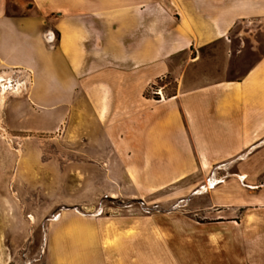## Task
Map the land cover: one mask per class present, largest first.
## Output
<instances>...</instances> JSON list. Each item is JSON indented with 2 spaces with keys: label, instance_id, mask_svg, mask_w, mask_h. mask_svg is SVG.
I'll use <instances>...</instances> for the list:
<instances>
[{
  "label": "rangeland",
  "instance_id": "obj_1",
  "mask_svg": "<svg viewBox=\"0 0 264 264\" xmlns=\"http://www.w3.org/2000/svg\"><path fill=\"white\" fill-rule=\"evenodd\" d=\"M82 1L95 11L83 89L106 92L109 113L84 142L71 129L61 144L22 145L0 93V264H264V139L207 161L184 112L189 94L217 96L264 60V16L182 50L171 0Z\"/></svg>",
  "mask_w": 264,
  "mask_h": 264
},
{
  "label": "crops",
  "instance_id": "obj_2",
  "mask_svg": "<svg viewBox=\"0 0 264 264\" xmlns=\"http://www.w3.org/2000/svg\"><path fill=\"white\" fill-rule=\"evenodd\" d=\"M66 1L57 8L48 0H0V80L13 75L19 81L17 96L3 107L2 122L6 135L22 145L28 140L61 144L71 129L81 130L84 142L82 136L89 138L109 113L106 92L83 89L90 35L84 19L95 11L82 0ZM171 1L180 23L173 29L174 44H182V50L222 39L240 21L264 16V0H205L212 6L203 15L196 13V0ZM129 18L130 11L123 19ZM183 21L187 29L181 36ZM164 49L157 54L163 56ZM187 98L189 140L207 161L233 157L264 139V60L217 96L196 91Z\"/></svg>",
  "mask_w": 264,
  "mask_h": 264
},
{
  "label": "built area",
  "instance_id": "obj_3",
  "mask_svg": "<svg viewBox=\"0 0 264 264\" xmlns=\"http://www.w3.org/2000/svg\"><path fill=\"white\" fill-rule=\"evenodd\" d=\"M13 75H11L10 78L0 80V93L3 95H9V96H17V86L19 84V81H17V78H12ZM23 82V81H22Z\"/></svg>",
  "mask_w": 264,
  "mask_h": 264
},
{
  "label": "bare ground",
  "instance_id": "obj_4",
  "mask_svg": "<svg viewBox=\"0 0 264 264\" xmlns=\"http://www.w3.org/2000/svg\"><path fill=\"white\" fill-rule=\"evenodd\" d=\"M161 95H162V94H161ZM162 99H163V97H162ZM211 182H212V181H211ZM211 182H209V184H208L209 186H212V183H211Z\"/></svg>",
  "mask_w": 264,
  "mask_h": 264
},
{
  "label": "water",
  "instance_id": "obj_5",
  "mask_svg": "<svg viewBox=\"0 0 264 264\" xmlns=\"http://www.w3.org/2000/svg\"><path fill=\"white\" fill-rule=\"evenodd\" d=\"M47 39H49V37H47ZM50 39H52V38H50Z\"/></svg>",
  "mask_w": 264,
  "mask_h": 264
}]
</instances>
